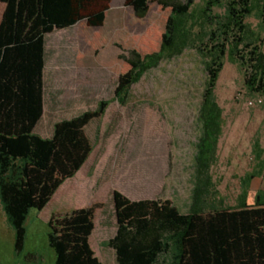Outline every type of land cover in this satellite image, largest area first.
<instances>
[{
	"label": "trees",
	"instance_id": "1",
	"mask_svg": "<svg viewBox=\"0 0 264 264\" xmlns=\"http://www.w3.org/2000/svg\"><path fill=\"white\" fill-rule=\"evenodd\" d=\"M0 200L15 231V253L25 250L32 211L43 212L56 192L55 177L65 154L67 124L53 138L36 134L45 114L46 39L82 21L103 27L111 0H0ZM127 0L139 18L158 4L170 10L161 48L122 58L130 69L120 76L115 101L127 106L134 86L165 62L194 51L205 72L199 109L195 185L188 213L164 199L131 200L115 191L117 229L109 240L118 264H264V191L249 204L252 182H243L237 205L219 199L212 169L219 160L224 109L216 94L226 62L239 66L248 93L264 98V0ZM256 18L259 30L249 23ZM102 107H108L106 102ZM88 124L73 127L77 135ZM261 159L259 153L256 156ZM55 264H103L91 233L65 231L49 223Z\"/></svg>",
	"mask_w": 264,
	"mask_h": 264
},
{
	"label": "rangeland",
	"instance_id": "2",
	"mask_svg": "<svg viewBox=\"0 0 264 264\" xmlns=\"http://www.w3.org/2000/svg\"><path fill=\"white\" fill-rule=\"evenodd\" d=\"M169 15L170 10L152 4L147 17L139 18L127 0H111L103 27L82 21L47 36L45 114L36 134L53 138L57 124L69 127L55 177L60 186L43 212L32 211L20 254L0 200V264H55L51 221L65 231L91 233L102 263L118 264L109 246L117 229L115 191L134 201L170 200L189 212L206 79L199 56L188 51L165 62L133 87L127 106L115 101L118 80L130 69L122 57L132 50L159 51ZM249 23L259 30L255 17ZM216 94L224 109V133L212 173L218 198L230 208L237 205L248 175L264 163V98L248 93L243 73L230 61ZM84 120L88 124L77 135L73 127ZM261 190L264 176L252 182L250 200Z\"/></svg>",
	"mask_w": 264,
	"mask_h": 264
},
{
	"label": "crops",
	"instance_id": "3",
	"mask_svg": "<svg viewBox=\"0 0 264 264\" xmlns=\"http://www.w3.org/2000/svg\"><path fill=\"white\" fill-rule=\"evenodd\" d=\"M4 9H5V6L0 1V23H1V20H2V16H3V13H4ZM254 203H255V200L254 201H251L249 199V204L250 205H253Z\"/></svg>",
	"mask_w": 264,
	"mask_h": 264
},
{
	"label": "built area",
	"instance_id": "4",
	"mask_svg": "<svg viewBox=\"0 0 264 264\" xmlns=\"http://www.w3.org/2000/svg\"><path fill=\"white\" fill-rule=\"evenodd\" d=\"M259 103H260V104H263V100H260ZM252 104H253V103H252Z\"/></svg>",
	"mask_w": 264,
	"mask_h": 264
}]
</instances>
